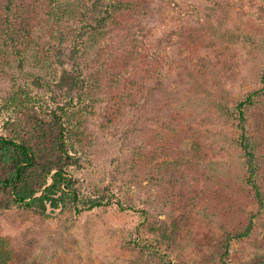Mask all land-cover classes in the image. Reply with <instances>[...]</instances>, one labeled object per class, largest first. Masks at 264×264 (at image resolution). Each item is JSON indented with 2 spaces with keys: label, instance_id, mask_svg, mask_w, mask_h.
<instances>
[{
  "label": "trees",
  "instance_id": "trees-1",
  "mask_svg": "<svg viewBox=\"0 0 264 264\" xmlns=\"http://www.w3.org/2000/svg\"><path fill=\"white\" fill-rule=\"evenodd\" d=\"M150 1L114 0L88 23L101 46L70 79L75 95L64 100L48 98L14 91L15 83L0 92V209L10 210L6 216L17 224L16 215L21 223L43 221L57 209L79 217L114 204L139 213L134 240L138 245L144 242L150 254L165 257L184 250L186 244L194 243L198 223H203L211 229L205 251L217 255L222 264H233L234 242L252 250L256 259L264 258V73L257 76L260 86L247 91L230 108L229 91L223 86L237 76V72H229L237 65L230 46L216 48L215 60L205 52L207 57L199 58L188 70L187 75L208 94L209 81L217 75L215 67L222 70V79L214 81L219 88L213 95H220L218 105L240 131L238 143L245 162L240 173L221 176L208 160L198 132L180 122L185 114L170 112V96L162 87V63L146 52L133 27ZM55 3L0 0V83L7 82L13 59H23L36 43L38 30L53 33L50 19L56 14ZM214 3L220 10L218 25H222L236 4L233 0ZM263 6L256 13L261 14ZM261 33L264 39V31ZM238 34L216 28L198 12V25L187 27L180 37L181 45L195 47L192 53H197L216 47L215 37L231 45ZM128 111L133 113L132 120L149 118L156 125L140 129L143 143L135 147L132 161L135 176L146 178L157 189L156 198L166 208L165 219L145 208L112 201L108 189L90 195L77 186L74 171L79 153L95 139L92 119L117 124ZM248 118L255 122L254 134L249 132ZM188 140L192 141L190 147ZM16 247L15 239L2 235L0 229V264H20ZM168 264L175 263L169 260Z\"/></svg>",
  "mask_w": 264,
  "mask_h": 264
},
{
  "label": "rangeland",
  "instance_id": "rangeland-1",
  "mask_svg": "<svg viewBox=\"0 0 264 264\" xmlns=\"http://www.w3.org/2000/svg\"><path fill=\"white\" fill-rule=\"evenodd\" d=\"M113 1L56 0V14L50 19L53 33L46 29L37 31L36 43L25 57L13 59L10 76L7 82L0 83V92L15 83L14 91L26 90L48 98L64 100L75 95V90L71 92L70 79L85 59L90 60L101 46L100 41L93 39L87 25ZM233 1L236 5L222 25L217 22L220 10L214 0H151L133 24L146 52L162 63V87L170 96V112L185 114V119L180 122L198 132L208 160L221 176L240 173L245 162L238 143L240 131L230 114L218 105L220 95H213L219 88L214 81L219 77L222 79L219 72L222 70L220 66L215 67L217 75L209 81V94L187 74L199 58L208 54L215 60L216 48L230 46L229 53L237 63L229 69V72H237L236 78L223 85L229 91L230 108L247 91L260 86L257 76L262 77L264 73V39H261L264 11L256 12L264 5V0ZM198 12L216 28L221 26L224 30L238 32L231 45L216 37V47L204 48L197 53H192L195 47L181 45L180 36L185 29L198 25ZM139 72L140 76L144 74L143 70ZM149 83L151 85V81ZM128 112L117 124L106 120L103 124L97 117L92 119L95 139L86 151L79 153V163L74 171L77 186L83 194L90 195L108 189L112 201L121 200L136 209L145 208L165 219L166 208L156 198L157 189L146 178L135 176L132 161L135 147L143 143L140 129L156 125L150 123L149 118L132 120L133 113ZM247 126L250 134H254L253 119L248 118ZM191 143L186 145L190 147ZM9 211L0 209L1 234L15 239L19 250L16 260L20 264H31L33 260H37L36 264H168L169 260L175 264H222L217 255L205 251L211 229L203 223H198L193 244H186L184 250L164 257L150 254L144 242L136 244L134 236L140 222L139 213L122 210L114 204L79 217L57 209L43 221L37 218L21 223V218L16 215L17 224L7 218ZM231 260L233 264H264V258L256 259L252 250L238 242L233 243Z\"/></svg>",
  "mask_w": 264,
  "mask_h": 264
}]
</instances>
